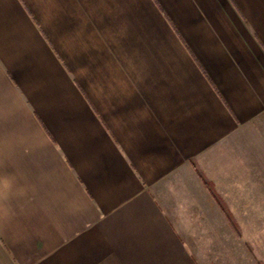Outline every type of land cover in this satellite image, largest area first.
Wrapping results in <instances>:
<instances>
[{"label":"crops","instance_id":"crops-1","mask_svg":"<svg viewBox=\"0 0 264 264\" xmlns=\"http://www.w3.org/2000/svg\"><path fill=\"white\" fill-rule=\"evenodd\" d=\"M263 114L264 0H0V264H201Z\"/></svg>","mask_w":264,"mask_h":264},{"label":"rangeland","instance_id":"rangeland-1","mask_svg":"<svg viewBox=\"0 0 264 264\" xmlns=\"http://www.w3.org/2000/svg\"><path fill=\"white\" fill-rule=\"evenodd\" d=\"M221 163L231 168L219 172L218 187L228 218L213 203V218L198 222L200 236L191 239L190 248L201 264H264V114Z\"/></svg>","mask_w":264,"mask_h":264}]
</instances>
